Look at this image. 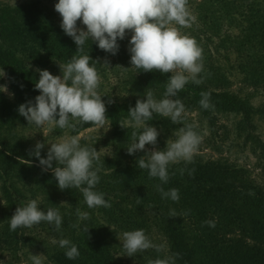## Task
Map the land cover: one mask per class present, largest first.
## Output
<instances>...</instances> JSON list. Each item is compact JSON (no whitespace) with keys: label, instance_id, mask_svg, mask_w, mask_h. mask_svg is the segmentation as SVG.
I'll return each instance as SVG.
<instances>
[{"label":"trees","instance_id":"16d2710c","mask_svg":"<svg viewBox=\"0 0 264 264\" xmlns=\"http://www.w3.org/2000/svg\"><path fill=\"white\" fill-rule=\"evenodd\" d=\"M210 1L216 9L223 7L220 0ZM237 1L239 5L236 11H240L241 18L255 21L257 25H252V28L257 29L258 34L264 37V0L262 3L252 0L247 5L245 0ZM225 6L232 15L234 10L228 8V4ZM8 13V9L0 12V65L10 77L19 100L26 103L29 100L34 101L40 94L35 89L36 79L30 65L42 64L46 61L45 55L49 56V60L68 62L76 54V44L71 37L63 33L56 21H38L36 18L21 20L7 17ZM24 22L30 24L28 32L21 29ZM118 43L120 58L130 62L128 46L122 40H118ZM84 49L85 54L106 53L91 40L86 42ZM137 71L151 84L166 90L170 74L144 72L142 69ZM202 92L210 93L212 107L203 108L208 114L215 107L242 113L249 118L255 112L254 106L244 98L225 91L211 90L201 84L187 83L177 94L190 96L201 106L199 101ZM4 97L0 92V187L7 206L3 222L8 228L16 207L36 199L38 207L45 212L48 208H54L58 209L62 216L76 218L79 224L75 231L76 242L85 255L96 263L132 264L124 257L118 236L124 231L140 228L148 234V231L159 225L163 212L154 203L165 199L156 187L161 185L165 191L178 189V202L166 200L172 203L181 219L187 222L190 236L200 250L201 264H264V244L250 242L243 235L237 234V230L243 228L252 234L258 232L255 226L257 220L255 221L253 214H257L259 220L262 217L264 219V185L251 178L240 183L237 180L240 174L236 173L237 167L234 164L220 159L217 166L214 165L215 161L180 162L169 165L167 183H162L158 178H149L147 170L138 168V157L126 154L120 144L125 139H132L131 133L135 129L122 128L119 122L130 119L128 111L136 102L106 105V116L113 121V129L106 142L99 139L98 143L93 144L99 155V161L94 167L98 166L100 169V181L94 190L104 193V198L111 203V207L90 209L78 189L61 191L51 170L43 171L39 160L29 155V151L34 150L39 140L22 132V129H26V124L20 126L23 125L20 119L24 117L19 116L16 108L5 101ZM147 122L166 129L179 126L172 123L170 118L155 113L153 119ZM76 123V129L71 131L73 135L93 126ZM63 130L59 129L58 133ZM139 131H142V128ZM102 146L107 149L103 150ZM49 147L50 145L45 144L41 150L42 156L46 157ZM55 165L54 161L53 166ZM181 169L184 170L183 174ZM77 208L89 213L90 218L79 220ZM209 220L214 222V227L204 223ZM38 225L40 229L46 228V222H41L36 227ZM85 226L89 228V232L84 231ZM16 230L25 237L24 228ZM50 239L58 241L55 235ZM169 257L167 264H188V259L183 258L184 261L180 257L176 258L174 254Z\"/></svg>","mask_w":264,"mask_h":264},{"label":"clouds","instance_id":"9594fccd","mask_svg":"<svg viewBox=\"0 0 264 264\" xmlns=\"http://www.w3.org/2000/svg\"><path fill=\"white\" fill-rule=\"evenodd\" d=\"M188 0H58L55 11L61 17L63 32L76 44V54L64 62H57L61 75H53L47 69L37 67L39 79L35 89L39 91L33 100L22 103L18 112L28 125L37 128L53 126L59 129L75 130L77 123L91 124L102 128L106 123L107 108L102 96L98 93L100 77L91 56L85 54L84 46L91 40L99 49L116 55L120 44L131 33L128 43L130 68L142 69L144 72H160L168 75L166 91L162 99H156L151 90L144 97L137 99L128 113L130 119L119 122L122 128L132 127V142L127 147L129 155L143 152L138 157L137 166L147 170L149 178H158L162 183L169 180L168 167L180 162L191 163L202 137L194 130V125L185 122V106L180 99H174L190 81L199 85L203 83L199 74L203 71L202 54L194 39L183 35L181 28L191 27L195 21L187 8ZM78 22L84 27H78ZM100 63L99 58L96 60ZM104 64L110 65L107 58ZM31 67V65H30ZM6 73L0 74V77ZM0 92H8L6 85H0ZM113 101H109L111 103ZM200 105L204 109L212 107L210 93L202 92ZM170 118L174 124L183 123L175 133L176 139L169 138L162 150L155 146L158 143L159 131L146 122L153 119V114ZM142 128V131L139 129ZM50 147L47 155L42 156L43 142H37L29 155L39 160L43 171L53 173L58 188L78 189L87 207L110 208L111 203L104 198V193L95 191L100 181L99 161L96 148L81 146L78 135L62 136ZM146 145L153 147L148 149ZM56 165L53 166V162ZM183 174V169L180 170ZM194 171V170H193ZM191 174V173H190ZM162 198L178 202L179 191L171 188L167 191L157 185ZM79 220L89 219V213L76 210ZM170 217H177V212L170 210ZM187 215V213H184ZM46 222L60 231L62 216L58 209L48 208L45 212L38 207L36 199L19 204L10 218V230L32 228ZM214 227L213 221H205ZM72 227L79 228V224ZM85 232H89L87 226ZM125 254L129 257L137 253L155 249L162 250L148 238L143 229L124 231L118 236ZM65 249L68 259H76L80 253L78 247L69 239L53 240ZM31 264H43L41 254H32ZM149 264H167L165 260L156 259Z\"/></svg>","mask_w":264,"mask_h":264},{"label":"rangeland","instance_id":"374dc122","mask_svg":"<svg viewBox=\"0 0 264 264\" xmlns=\"http://www.w3.org/2000/svg\"><path fill=\"white\" fill-rule=\"evenodd\" d=\"M229 1L220 0L223 7L216 9L210 0H188L187 8L195 17V21L191 27L181 28L180 31L183 35L194 39L201 50L203 71L198 76L203 80L201 85L211 90L236 94L253 105L255 112L249 118L242 113L215 107L208 114L190 96L177 94L174 99H180L184 104L185 122L193 124L194 130L202 137L193 160L204 163L215 161V166L218 165L219 159L232 163L237 167L236 173L240 174L237 176L240 183L251 178L264 185V37L258 34L257 29L252 28V25H257L255 21L251 22L249 19L241 18L240 11H236L238 1L236 0L237 3L231 1L229 3ZM245 1V5L252 2V0ZM262 1L254 0L257 3H262ZM57 2L58 0H0V12L8 9L10 14L6 16L9 18H21V20L36 18L38 21L47 19L61 24V17L55 11ZM225 4L234 10L232 15L226 10ZM223 12H226L225 15ZM29 26L28 22H24L21 29L28 32ZM78 27L84 26L78 22ZM130 38L131 33L122 41L128 46ZM87 55L92 57L90 64H94L97 69L100 77L97 91L106 105L136 102L137 99L146 98L144 96L148 90L154 93L156 99L163 98L166 90L151 84L137 69L130 68V62L122 60L118 53L116 55L110 53ZM98 58L100 63L96 62ZM105 58L108 59L110 65L104 64ZM44 59L46 61L40 65H31L35 82L39 79V73L35 71L37 67L47 69L53 75H61L60 68L54 60H49L48 55H45ZM56 61L66 63L63 60ZM3 72L6 75L0 77V85H6L8 92L1 93L5 96L4 100L13 105L18 112L19 105L24 102L19 100L10 77L0 65V74ZM110 100L113 102L109 103ZM20 120L23 124L20 126L26 124V129H22L23 133L47 145H50L48 142H54L62 136L73 135L71 134L72 129H64L62 133H58L57 127L37 128L35 125H28L25 118ZM152 126H155L160 133L155 147L162 150L166 147V141L169 138L176 139L174 133L184 124L181 123L178 127L171 129ZM112 129L113 121L106 116V123L102 128L93 125L74 135L80 137L81 146L93 148V144L98 143L99 139L106 142ZM131 142L132 139L120 142L126 154H128L127 147ZM102 147L103 150L107 149ZM152 147V145H146L148 149ZM144 154L137 152L131 156L140 157ZM232 173L235 174L233 171ZM154 205L162 210L163 216L159 219V225L145 234L154 244L162 246V250L157 252L155 249H149L129 257L121 247L124 257L132 264H149L150 261L158 258L168 261L169 255L174 254L176 258L188 259L186 261L188 264H201L200 250L190 236L187 222L179 215L177 217L169 215L170 210L174 209L177 212L172 203L163 199ZM6 211L5 197L0 187V264H31L29 257L32 254H41L43 264H98L85 255L76 242V228L72 227L73 224H77L74 216L61 215L60 231H56L53 225L47 223L46 228L40 229L39 225L24 228L25 237L23 238L19 231H11L10 227L4 224L3 214ZM253 215L256 218L255 221L257 220L255 226L258 232L252 234L243 228L237 230V234L243 235L250 242L264 244V228H262L264 219L262 217L259 220L256 217L257 214ZM52 235L57 236L58 240L69 239L78 247L80 255L74 260L68 259L65 249L52 243L53 239H50ZM120 246H122L121 243Z\"/></svg>","mask_w":264,"mask_h":264}]
</instances>
